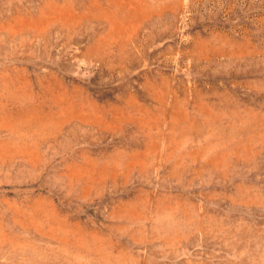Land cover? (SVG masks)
Listing matches in <instances>:
<instances>
[{"label":"rangeland","instance_id":"rangeland-1","mask_svg":"<svg viewBox=\"0 0 264 264\" xmlns=\"http://www.w3.org/2000/svg\"><path fill=\"white\" fill-rule=\"evenodd\" d=\"M0 264H264V0H0Z\"/></svg>","mask_w":264,"mask_h":264}]
</instances>
